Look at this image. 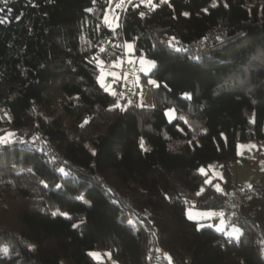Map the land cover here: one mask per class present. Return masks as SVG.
I'll return each mask as SVG.
<instances>
[{
	"label": "trees",
	"instance_id": "obj_1",
	"mask_svg": "<svg viewBox=\"0 0 264 264\" xmlns=\"http://www.w3.org/2000/svg\"><path fill=\"white\" fill-rule=\"evenodd\" d=\"M108 1L0 2V264H264V192L225 215L239 241L186 217L222 210L238 142L264 139V0L132 1L115 29ZM126 42L156 63L152 107L114 108L97 80ZM214 161L222 192L199 171Z\"/></svg>",
	"mask_w": 264,
	"mask_h": 264
},
{
	"label": "rangeland",
	"instance_id": "obj_2",
	"mask_svg": "<svg viewBox=\"0 0 264 264\" xmlns=\"http://www.w3.org/2000/svg\"><path fill=\"white\" fill-rule=\"evenodd\" d=\"M132 1L140 4V0ZM119 3L120 0H109L108 6L105 10V15H107L108 23H105V15L103 18V22L112 29L118 27L117 25H119L120 11L128 5V3H125L122 8H117V4ZM154 3H156V0H154ZM145 7L149 8L147 6ZM127 43L130 42L124 43L123 54L118 55L116 58L109 61L99 60L103 61V63H97V80L101 85L99 77L103 76V82L108 87L107 92H109L110 94H112L113 91L117 93V95H113L114 100L112 103L114 106L118 102L120 107L117 108L126 109L133 104L140 107H152L154 105L153 91L157 87L158 82L151 75V73L156 67V63L154 61V66H149L147 61L153 60L146 58L143 55H136L133 43H131L133 44V50L130 52L127 48ZM141 58L145 60L144 64L140 62ZM113 73H115V76L112 75ZM152 81H155L156 83L153 84ZM103 88L105 89V87ZM129 101H131V103H129ZM175 116L178 117L177 112H175ZM167 118L170 121L168 116ZM174 120L175 119L171 120L170 122ZM13 137H11L10 140ZM142 140L144 141V148H147V141L144 138ZM241 145H243L244 147H240ZM252 145H255V147H251ZM237 153L240 158L236 162L230 163L228 165V171L230 173L228 178H230L229 180H232V182L236 186L229 189L230 191L227 189L228 197L226 204L222 208V210L198 209L194 207V205H189L186 209V217L189 219L190 212L194 217L193 219L189 220L195 221L199 225L202 224L203 228H212L216 232L224 234L227 238L230 239L234 238L229 237L227 233L233 231L234 228H240L235 225H231L226 219L225 215L236 214V212L239 211L242 207H245L249 204L250 200L255 197V194L257 192H264V139L239 141L237 144ZM201 168L205 169V173L200 172V174L205 177V183L209 185L213 184L216 189V186L219 185V187L222 189V184L226 182L227 177V173L224 170L223 166L214 161ZM208 181L211 182L209 183ZM245 186L248 187V190H245ZM232 195L238 197L239 200V203L237 204L240 207L236 205L237 208L235 210L229 207ZM5 206H8L7 202L3 205H0V226L6 225L5 217L7 218V215L5 213L7 212V210L5 209ZM9 209V212H11V216H13V220L9 219L7 221V224H16L18 221H16V209H14L12 206H9ZM207 211H223L224 216H214L212 218H207L197 215L198 213ZM221 227L224 229L223 232L217 230ZM91 252H98L102 254V258L100 260H97L90 255L99 264H119L117 260L112 256V253L110 251L94 250ZM107 253H111L110 258L106 255Z\"/></svg>",
	"mask_w": 264,
	"mask_h": 264
},
{
	"label": "snow or ice",
	"instance_id": "obj_3",
	"mask_svg": "<svg viewBox=\"0 0 264 264\" xmlns=\"http://www.w3.org/2000/svg\"><path fill=\"white\" fill-rule=\"evenodd\" d=\"M0 2L4 3V4L6 5L7 2H8V0H0ZM125 3L132 4V0H120V3L117 4V8H122V6H123ZM160 3H161V4H167V3H169V0H160ZM140 4H143V5L147 6V7H149L150 10H155V9L158 7V5H157L156 3H154V0H140ZM140 4H135V5H133V7H137V8H138V7H140ZM211 6H212V7H216V6H217L215 0H213V3H212ZM224 6L227 7L228 5L225 4ZM0 11H3V9H0ZM9 11H11V10L9 9ZM89 11H91V9H89ZM203 11H204L205 13H207L208 9L205 8V9H203ZM139 14H140L141 17H143V16L145 15L144 12H140ZM182 15H184V16H188L189 13L184 12V13H182ZM104 19H105V23H108L107 15H105V18H104ZM117 19H118V17H117ZM7 22H8L7 18H0V23H7ZM117 26H118V25H117ZM217 39H219V37H217ZM172 40L174 41V40H175V37H172ZM127 48H128V50L131 52V51L133 50V44H131V43H127ZM101 51H103V49H101ZM129 62H131V61H129ZM140 62H141L142 64H144V63H145V60H144L143 58H141ZM98 63H103V61H98ZM147 63H148L149 66H154V61H147ZM114 66H115V65H114ZM112 75L115 76V73H113ZM99 80H100V82H101V86H102V87H105V90L107 91V90H108V87H107V86L104 84V82H103V76L99 77ZM152 83L155 84L156 82H155V81H152ZM157 86H159V85H157ZM112 95H117V93L113 91V92H112ZM185 96H186L187 98H190V97L188 96L187 93H185ZM129 103H131V101H129ZM114 107H120L119 103L117 102V103L114 105ZM121 110H123V108H122ZM175 112H176V110H175V109H172V108H169V109L166 111L165 114L169 117L170 121L173 120V119H176V118H177V117L175 116ZM5 115H7V113H5ZM9 119H10V117H9ZM179 119H183V117H179ZM253 122H254V121H253ZM185 123H187L186 120H185ZM180 130L183 131V129H180ZM14 135H15V133H8L6 136H4V137H0V144H8V143L10 142V138L13 137ZM140 147H141V149H144L145 151L147 150V149L144 148V141H143V140L140 141ZM240 147H244V146L241 145ZM251 147H255V145H252ZM210 167H211V166H210ZM60 171L63 172L64 169L61 168ZM199 171H200L201 173H205V169H204V168H200ZM208 182L210 183L211 181H208ZM216 187H217V190H218V191H221V192L223 191V190L219 187V185H217ZM197 194L199 195V193H197ZM52 214H53V215H56L57 213H56V212H53ZM60 214L66 216V217L68 216V213H66V212H65V213H60ZM197 215H200V216H203V217H207V218H212V217H214V216H220V217H223V216H224V212H223V211H220V212L207 211V212L198 213ZM69 218H70V217H69ZM193 218H194V217L192 216V214H191V212H190V213H189V219H193ZM73 227H78V225H75V224H74ZM200 227H203V225L201 224V225L198 226V228H200ZM217 230H218V231H221V232L224 231V229H223L222 227H221V228H218ZM227 235H228L229 237H231V238H234L236 241H239L240 238H241V236L243 235V232H242L240 229L234 228L233 231L227 233ZM29 247H30V248H33L34 246H31V245H30ZM7 251H8L7 249H4V254H5V255L7 254ZM89 255H91L92 257L96 258L97 260H100V259L102 258V254H101V253H98V252H90ZM106 255H107L109 258L111 257V253H107ZM167 258L169 259V261H171V257H170V256H168Z\"/></svg>",
	"mask_w": 264,
	"mask_h": 264
},
{
	"label": "built area",
	"instance_id": "obj_4",
	"mask_svg": "<svg viewBox=\"0 0 264 264\" xmlns=\"http://www.w3.org/2000/svg\"><path fill=\"white\" fill-rule=\"evenodd\" d=\"M244 188H245V190H248V187L245 186ZM237 203H239L238 197L232 195L229 207L232 208L233 210H235L237 208L236 205H238ZM238 207H240V206L238 205ZM227 212H230V211H227Z\"/></svg>",
	"mask_w": 264,
	"mask_h": 264
}]
</instances>
